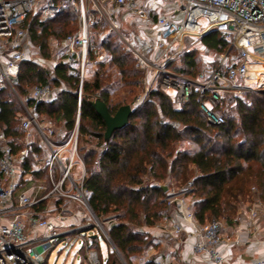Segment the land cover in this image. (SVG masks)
<instances>
[{"label": "trees", "instance_id": "1", "mask_svg": "<svg viewBox=\"0 0 264 264\" xmlns=\"http://www.w3.org/2000/svg\"><path fill=\"white\" fill-rule=\"evenodd\" d=\"M40 15L39 9L30 11L24 27L30 42L49 58L52 43L76 32L78 19L66 0L63 11L43 23L39 22ZM152 15L156 17L153 12ZM107 29L108 24L102 19L91 26V41L95 47L99 44L103 47L106 58L96 64L93 76L84 80L80 105L79 71L65 62L48 68L25 58L13 78V86L18 95H26L27 105L33 106L39 115L63 124L66 130L63 140L74 128L80 109L79 150L86 163L84 187L89 204L128 264H136L139 258L140 264H161L159 255H146L151 247H157L146 227L154 226L170 209L165 200L168 190L160 187V183H167L170 188L173 179L190 181V193L195 196L193 213L200 224L219 217L229 218L243 192V182H237L247 171L255 170L264 186V91H247L243 97L226 94L220 103L224 121L212 123L201 109L196 92L177 107L169 93L154 85L135 107L128 123L107 138L106 122L97 112L95 102L103 100L110 112L115 113L125 102L115 101L112 90L125 86L132 91L143 85L147 70L118 34L111 32L103 40L98 37V32ZM200 40L216 52H223L228 45L216 31L206 33ZM96 55L93 49L90 58L95 59ZM182 55V66L173 67V60L167 64L179 73L196 75L215 64L198 68L193 51ZM108 67H115L119 76L108 73ZM46 83L56 88L51 102L27 95L29 85ZM21 110L10 87L0 91V129L14 151L22 147L18 116ZM86 136L97 141L90 144V140H85L89 146H81ZM31 153L23 169L38 175L32 168ZM86 229L95 230L89 246L98 251L101 264H107L109 255L103 261L98 249V242L104 240L99 226L92 224ZM108 250L117 253L112 244Z\"/></svg>", "mask_w": 264, "mask_h": 264}, {"label": "built area", "instance_id": "2", "mask_svg": "<svg viewBox=\"0 0 264 264\" xmlns=\"http://www.w3.org/2000/svg\"><path fill=\"white\" fill-rule=\"evenodd\" d=\"M41 1L47 3L40 9L38 4ZM64 1L0 0V91L7 86L15 90L12 80L18 75L21 62L26 57L24 43L28 32L24 23L28 13L39 9V19L43 20L63 11ZM66 1L70 2L77 15L78 29L62 40L63 53L59 60L54 61V66L65 62L78 69L79 105L84 80L89 78V65L106 58L103 47L99 44L100 48H97L91 41V26L100 19L108 24L106 32L97 33L101 40L111 32L118 34L139 63L153 70L147 90L158 85L170 94L177 107L185 104L196 92L201 109L212 123L224 121L220 103L226 94L242 96L247 91H264V76H258L253 69L256 65H264V0ZM143 2H151L149 11L157 10L153 4L158 2L167 7L153 20L155 36L144 39V43L138 46L120 32L115 8H125L129 14H136L144 7ZM107 3H112V6ZM211 31L218 32L230 45L229 49L236 50V54L229 56L228 49L212 67L202 69L196 75L176 72L167 65L168 60L176 57L185 47L187 37L200 38ZM93 49L97 53L94 60L90 58ZM252 79L256 81L255 85L251 83ZM30 96L51 102L55 98V91L49 83L35 85ZM142 100L143 96L138 97L135 105ZM79 110L74 128L58 143L50 140L35 108L25 104L24 111L18 114L23 133L22 147L14 151L10 140L0 129V264H44L45 251L71 234L77 233L89 242L91 237L86 228L97 220L90 210L88 192L84 187L86 163L79 150ZM36 135L38 140L35 139ZM37 148H44L49 154L47 184L41 181L34 184L29 173L23 169L28 153L35 155ZM75 168L78 169L77 175L73 173ZM22 172H25L23 178ZM21 182L24 184L21 185ZM189 191V186L178 191L170 189L165 198L167 205L174 207L197 234L198 238L193 244L195 255L215 264H227L220 247L230 238L222 235V225L218 219L203 224L196 220L193 200L187 196ZM51 197L60 204L54 203L48 208ZM71 202L87 211L86 214L83 211L78 213L80 218L86 220L59 231V221L65 218L66 213L76 215L68 206ZM53 211L59 212L58 215L51 216L50 212ZM258 214L259 205L255 204L250 209V216L255 219ZM166 223L167 232L173 236L183 231L181 223L169 218H166ZM252 238H255L254 235ZM234 241L240 243L239 240ZM42 244L44 249L40 251L38 247ZM88 262L101 264L95 248L90 247ZM263 263L258 261L253 264Z\"/></svg>", "mask_w": 264, "mask_h": 264}, {"label": "rangeland", "instance_id": "3", "mask_svg": "<svg viewBox=\"0 0 264 264\" xmlns=\"http://www.w3.org/2000/svg\"><path fill=\"white\" fill-rule=\"evenodd\" d=\"M47 1H41L38 4V8H42L44 5H46ZM158 4L160 5V9L163 8L162 4L160 2H158ZM106 5H110L112 6V3H107ZM164 5V4H163ZM152 12H154L153 10L150 13V16L148 15L147 17L143 18L141 13H136V14H129L126 9L124 11H120L118 18L120 19V28L123 36H125L127 38V40L129 39V41H132L134 44L140 46L141 43L144 41V39L147 38H151L153 36V29H151V18H153ZM126 13H128L129 15H127ZM125 44L126 41L124 39H122ZM51 42V41H50ZM24 47L26 50V57L25 58H29L32 60L37 61L38 63L48 67V68H52L54 67V61L55 60H59L60 57L62 56L63 53V46H62V41L60 42H53L52 43V47H53V52L52 55L49 58L44 57L39 50L30 42V40L28 39V37H26L25 39V43H24ZM97 48H100V46ZM230 48V45L228 44L226 47V50H224L223 52H216L210 48H208L201 40L200 38H193V39H185V47L177 54L176 57L170 59L173 60L172 66H182L183 63V52L185 53V51H193L196 59H197V64H198V68H203L206 67L208 65H212V63L216 62L218 60V58L220 57V55L224 52H226L228 49ZM143 49V47H142ZM230 51V55H235L236 54V50L234 48L229 49ZM182 55V56H181ZM96 58V56H95ZM94 60V59H93ZM170 60H168V62H170ZM167 62V64H168ZM97 64V62H96ZM94 64H90L88 67V76L89 78H91L93 76V70L97 65ZM91 67V69H90ZM172 69V67H171ZM254 70H256V73L258 76H264V65H256L253 67ZM117 69L115 67H108L107 68V72L108 73H112L114 76H119L117 71ZM177 72V71H176ZM153 75V70L147 69L146 70V79L143 85L135 88L134 90L131 91L130 87H125V86H117L116 88H114L112 90V96L113 99L116 100H122L125 103L124 104H131L132 106H135V102L137 100L138 97H142L143 96V100L146 98L148 91L150 90L151 87H149V90H147L148 86H149V81L151 76ZM255 75V74H254ZM255 80H251V83L255 85ZM12 84H13V80H12ZM36 84L33 85H29L26 90H27V95L30 96L31 90L32 88L35 86ZM50 85L52 86V88L54 89V91H56V88L53 86V84L50 83ZM14 87V86H13ZM10 89L13 91V93L15 94L17 100L19 101L22 110L20 111L23 112L24 111V104L27 105L26 103V95H18V93L16 92V90H13L11 87ZM244 94H242L243 97ZM140 104V103H139ZM138 105V104H137ZM136 105V106H137ZM29 106V105H28ZM39 121L40 123L43 125V128L45 129L46 133L48 134L50 140H52L53 142H60V140H63V137L66 133V130L63 126L62 123H56L55 121H53L52 119H50L47 116H43V115H39ZM35 139L38 140L39 137L36 135ZM85 140H90V144H94L97 139H95L94 137L91 136H86L84 137V142L81 140V146L83 145H87L89 146L88 143H85ZM187 143H185L186 145ZM36 154L33 155V153H31V159L30 161L32 162V168L34 170H36V172L40 173L38 175H35L33 172H27L29 173V175L32 178V181L34 184H36L37 182H43L45 184H47V178H48V171H47V160L49 158V154L46 151V149L42 148H37L35 149ZM66 157V155H65ZM65 159V158H64ZM57 167V164L56 166ZM40 168V169H39ZM252 171V172H251ZM253 172H255V170H250L247 171V173H249L250 175H247V173L242 177V179L240 178L238 180V184H241L240 182H243V190L246 189V196L249 199H252L255 195L258 194V188L261 184L262 178L261 176L256 173L253 174ZM25 172L21 173V177L23 178L22 175H24ZM74 175L78 174V169L75 168L74 170ZM57 174V173H56ZM29 175L26 177L28 178ZM250 176V177H249ZM248 178V180H247ZM22 181V179H21ZM24 183L21 182V185H23ZM167 184V183H166ZM259 185V186H258ZM184 186H189L190 188V181L188 182H177L175 179H173L172 181H170V188L168 189V191H170V189H174L176 191L180 190L182 187ZM49 187V186H48ZM261 187V186H260ZM260 189V188H259ZM189 198L191 200H195V196L190 193H188ZM54 197L50 198V205L48 206L51 207L54 205ZM240 198L237 197V205L239 204ZM84 212V214L87 213V211L84 208H81ZM235 210H230V216L229 218H225V217H219L218 220L222 223L223 221L225 222H230L233 221L234 216H235ZM59 212L53 211L50 212L51 216H57ZM44 215V213H42ZM86 219H84L82 222L84 223ZM100 221L102 222V220L100 219ZM79 224H82L81 222ZM94 224H97V222H95ZM103 224V222H102ZM98 225V224H97ZM99 226V225H98ZM105 230L106 226L103 224ZM67 227H58L59 231H65ZM149 228L151 227H146V230L149 231ZM100 229V233L102 235L103 233V238L105 241H107L108 246H110L111 242L109 241V239L106 236V233L104 232V230L99 226ZM96 234L95 230H89L88 236H92ZM150 236H154L155 239H157L156 235H153V233L150 231L149 232ZM106 237V238H105ZM163 237L165 239H168L170 241L176 239V236H173L171 234H169L167 232V229H165L164 233H163ZM102 238L101 240L98 242V249L100 251L101 256L103 257V261H106L108 255H109V261L107 262V264H125L123 262V259L121 258L120 254L115 253H109L108 250V246L106 244V242L104 241ZM109 241V242H108ZM91 246V242L89 240L86 241V239L80 235L76 234H71L69 237H63L59 242H57L53 247L47 249L45 251V256H46V260L44 262V264H89L88 262V254H89V249ZM38 249L40 251H43L44 249V244L40 245L38 247ZM151 249V248H150ZM150 249L147 251L146 255L148 256V254H150ZM124 258V257H123ZM125 260V258H124ZM141 258H139L138 260H135L136 264H140L141 262ZM126 264L127 261L125 260Z\"/></svg>", "mask_w": 264, "mask_h": 264}, {"label": "crops", "instance_id": "4", "mask_svg": "<svg viewBox=\"0 0 264 264\" xmlns=\"http://www.w3.org/2000/svg\"><path fill=\"white\" fill-rule=\"evenodd\" d=\"M150 4L151 2L142 4L144 7H142L139 13H141L143 18L148 15L150 16L152 11H149L150 8L148 6H150ZM153 5L158 8L157 10L153 9V14L156 17L164 10V7H167L162 4L163 8L160 9V5L158 3ZM124 10L125 8H115V17L117 18L119 25L120 19L118 18V15L120 11ZM126 14L129 15L128 13ZM156 17L151 18V29L154 31L153 36H155L153 20ZM46 19L47 18L43 20L39 19V22L43 23ZM142 43H144V41ZM244 175L240 178L242 179ZM260 186V189L258 188V194L252 199L247 198L246 189H242L243 192L239 195L240 201L237 205L233 221H223L221 223L222 235L225 238H230V241L224 243L220 247L221 253L227 264H253L258 261H264V186ZM54 203L58 205L60 204V202ZM255 204L259 205V214L257 218L253 219L250 216V209ZM68 206L71 210L76 212V215L72 216V214L68 215L66 213L65 218L59 221L60 227H69L74 223H82L85 219L78 216V213L82 210L81 208L76 207L72 202L68 203ZM166 218H169L173 222L181 223L183 226L181 234L176 236L177 238L172 241L163 237V233L167 225ZM150 231L153 235L157 236V239H155L157 247H151L150 254L159 255L158 261L161 262V264H215L212 261L202 259L195 255L193 244L197 240L198 236L194 232L191 224L185 220L174 207H170L167 214L154 226L149 228V232ZM253 235L255 238H252ZM250 237L251 239H249ZM234 240H239L240 243L237 244Z\"/></svg>", "mask_w": 264, "mask_h": 264}, {"label": "water", "instance_id": "5", "mask_svg": "<svg viewBox=\"0 0 264 264\" xmlns=\"http://www.w3.org/2000/svg\"><path fill=\"white\" fill-rule=\"evenodd\" d=\"M135 107L136 105L132 106L131 104H123L117 109L115 113H111L110 110L108 109L107 104L103 100H97L95 102V108L106 122L105 137L107 138L111 137V135L115 130L124 127L128 123L129 118L133 113ZM159 186L162 187L165 191L168 190V184L166 183H160ZM89 206H90V210L92 211V213L94 214L97 220V224L104 230L113 248L117 251L118 254H120L121 258L123 259V262L126 264L123 256L115 246L114 242L111 240L109 233L107 232V230H105L102 222L100 221V219L98 218V216L96 215L90 204Z\"/></svg>", "mask_w": 264, "mask_h": 264}]
</instances>
